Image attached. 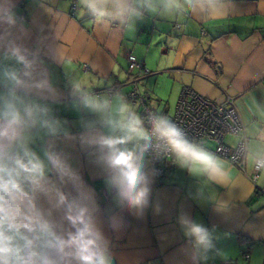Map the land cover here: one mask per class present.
Segmentation results:
<instances>
[{
    "label": "crops",
    "instance_id": "1",
    "mask_svg": "<svg viewBox=\"0 0 264 264\" xmlns=\"http://www.w3.org/2000/svg\"><path fill=\"white\" fill-rule=\"evenodd\" d=\"M233 4L230 15L221 20L146 15L129 28L119 22H93L82 14L77 0H16L17 11L28 24L25 43L38 50L41 67L56 90L54 113L67 121L72 136L82 132L81 114L72 106L74 83L82 82L94 93L108 96L105 89L126 80L127 57L132 55L148 71L140 79V89L153 110L172 118L184 87L217 104L233 98L243 131L241 136H226L224 144L233 148L242 137L252 153L264 152V0H233ZM205 146L214 151L216 145ZM57 150L95 189L101 207H110L103 172L88 151L64 137L57 141ZM223 160L232 173L228 186L191 176L169 162L161 181L151 178L142 218L124 210L118 231L105 222L115 264H196L192 241L179 223L181 214L210 231L214 228L216 249L226 253L221 259L213 251L203 264H264V175L259 173L253 182L250 159H245L243 171ZM198 192L205 199L214 194L227 202L230 213L218 214L211 200L197 198Z\"/></svg>",
    "mask_w": 264,
    "mask_h": 264
},
{
    "label": "clouds",
    "instance_id": "2",
    "mask_svg": "<svg viewBox=\"0 0 264 264\" xmlns=\"http://www.w3.org/2000/svg\"><path fill=\"white\" fill-rule=\"evenodd\" d=\"M93 22H119L134 28L146 15H192L204 22L230 15L233 0H77ZM29 29L16 0H0V264H115L104 223L118 231L121 212L144 216L155 164L166 160L194 177L228 186L232 173L226 162L190 138L159 110L138 109L123 93L112 96L75 82L73 108L81 114L78 136L54 113L56 90L41 67L38 50L25 43ZM87 117V118H85ZM76 140L103 172L111 206L101 207L95 189L57 150L61 138ZM40 151H37V145ZM257 173L264 175V152L246 150ZM71 191H65V188ZM211 200L218 214L230 205ZM159 204L155 213L159 214ZM183 234L192 241L194 261L203 264L216 249L215 229L179 217Z\"/></svg>",
    "mask_w": 264,
    "mask_h": 264
},
{
    "label": "built area",
    "instance_id": "3",
    "mask_svg": "<svg viewBox=\"0 0 264 264\" xmlns=\"http://www.w3.org/2000/svg\"><path fill=\"white\" fill-rule=\"evenodd\" d=\"M128 68L127 78L123 83L111 86L105 89L108 96L115 93H123L138 108L152 109L149 103V97L139 91V82L141 77L148 74V71L132 55L127 57ZM99 94L100 92H96ZM175 123L182 127L190 138L215 143V152L222 159H225L230 165L244 170L246 159V143L241 137L233 147H227L224 139L228 135L241 136L243 127L238 117L235 100L225 98L223 103L217 104L201 96L188 87L182 88L177 103L175 105L174 116L171 118ZM169 161L162 160L155 164L159 174L155 176L156 181L163 179L168 169ZM258 174L253 168L251 180L256 181ZM233 264V263H228Z\"/></svg>",
    "mask_w": 264,
    "mask_h": 264
},
{
    "label": "rangeland",
    "instance_id": "4",
    "mask_svg": "<svg viewBox=\"0 0 264 264\" xmlns=\"http://www.w3.org/2000/svg\"><path fill=\"white\" fill-rule=\"evenodd\" d=\"M140 85H141V82H139V87H138V88H139V91L141 92V89H140L141 86H140ZM149 103H150V101H149ZM170 105H171V104H170ZM170 105H169V106H170ZM170 108H171V111H170V112H171V115H172V114H173V112H172V111H173V106L171 105ZM208 146H212V145L208 144Z\"/></svg>",
    "mask_w": 264,
    "mask_h": 264
}]
</instances>
